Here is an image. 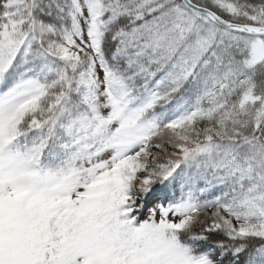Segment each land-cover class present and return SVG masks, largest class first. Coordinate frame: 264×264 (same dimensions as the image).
Segmentation results:
<instances>
[{
	"label": "snow or ice",
	"instance_id": "6c2138e0",
	"mask_svg": "<svg viewBox=\"0 0 264 264\" xmlns=\"http://www.w3.org/2000/svg\"><path fill=\"white\" fill-rule=\"evenodd\" d=\"M0 264H264V0H0Z\"/></svg>",
	"mask_w": 264,
	"mask_h": 264
}]
</instances>
